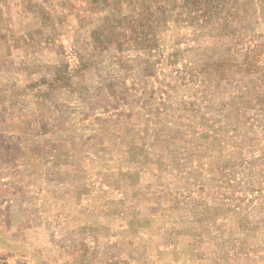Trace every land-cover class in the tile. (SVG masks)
<instances>
[{"label":"rangeland","instance_id":"374dc122","mask_svg":"<svg viewBox=\"0 0 264 264\" xmlns=\"http://www.w3.org/2000/svg\"><path fill=\"white\" fill-rule=\"evenodd\" d=\"M0 264H264V0H0Z\"/></svg>","mask_w":264,"mask_h":264}]
</instances>
